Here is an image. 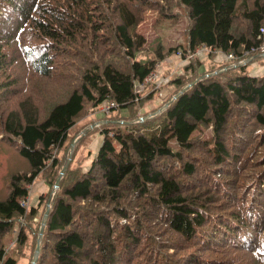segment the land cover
Here are the masks:
<instances>
[{"label": "trees", "instance_id": "16d2710c", "mask_svg": "<svg viewBox=\"0 0 264 264\" xmlns=\"http://www.w3.org/2000/svg\"><path fill=\"white\" fill-rule=\"evenodd\" d=\"M177 7L187 17L186 46L158 44L141 59L144 12L175 17ZM198 47L228 64L178 74L161 111L133 117L154 90L147 81L157 62ZM263 47L264 0H0V140L29 164L8 177L0 199V264H17L8 251L30 234L32 259L47 204L34 264H264V72L238 64ZM191 59L185 70L194 72ZM148 84L142 97L137 85ZM104 102L107 113L127 115L102 119L89 166L65 170L55 188L68 130ZM201 126L208 138L194 134ZM47 169L51 190L23 205Z\"/></svg>", "mask_w": 264, "mask_h": 264}, {"label": "rangeland", "instance_id": "374dc122", "mask_svg": "<svg viewBox=\"0 0 264 264\" xmlns=\"http://www.w3.org/2000/svg\"><path fill=\"white\" fill-rule=\"evenodd\" d=\"M174 10L177 12V16L175 17L161 16L154 10H146L144 12L142 20L136 27L138 33L142 34L146 39V49L144 50L141 59L151 56V50L158 44L161 45L163 51L171 46H181L182 48L186 46L185 29L187 26V17L184 14L182 7H177ZM219 53L220 52L218 51L215 52L206 48L198 47L194 53L187 54L185 57H182L180 52L165 55L163 60L157 62L153 74L150 76L149 81H147L150 85L153 84L154 90L150 93L148 99L141 102L142 104L137 112L132 113L133 117L144 116V118H146L150 117L151 114L158 109V111H161L164 103L178 90V87L170 82V80L178 74L194 78V76H200L203 72H210L214 69L222 70L224 65L228 64V62L227 59L222 60L220 58L221 56H218ZM192 57L197 58L196 60L200 62L199 63L195 60V63H198L197 65L194 64V68L195 66L199 68L194 72L192 70L186 71L185 66L189 64ZM216 57L219 59L217 60ZM249 58L238 63L245 64L247 74H258V72L261 74L264 72V47L261 49L260 54L253 58ZM199 64H201V66ZM262 65L263 68L261 69ZM150 85L148 84L146 87L143 85H137V89H139L142 97L146 96V94L148 95L151 91ZM107 107L108 105L106 102L100 104L96 108L87 106L83 116L68 130V140L65 143L66 147L58 154L59 158H61L60 165H64V162H66V150L69 146V142H72L74 139H76L74 143L76 144V148L73 151L71 160L68 162L69 166L66 171L74 170L76 173L77 171L86 170L89 166L97 146L102 141L103 135L100 129L102 126H106L105 122L103 123L102 121L103 118L119 120V118H121L120 116H125L128 113L124 108L107 113ZM134 108L137 107L134 106ZM155 116L157 117L154 119V122L161 121L162 117L158 116V114ZM123 122H125V120H121V123ZM151 122L153 123V121ZM85 128L87 129V133L77 137V135H79ZM194 134L201 138H208L211 135V130L210 128L201 126ZM71 139L73 140L70 141ZM170 144L175 148V143L173 141H171ZM60 165L56 167L57 172L61 169ZM28 166L29 164L27 160L19 155L18 151L14 148V145H9L6 141L0 140V199L5 198L9 192V189L7 188L8 177L13 173L26 170ZM45 173V175H38L28 186L29 193L27 195V202L29 206H34L37 203L38 196L51 190L50 184L47 183V178L52 172L50 169H47ZM58 174L59 173H57L56 176H58ZM41 213L42 207H39L36 214V220H34V226L38 224L37 220L39 222ZM14 239L15 234L12 233L11 236L8 237L6 249H9L14 245H12ZM33 239L34 237L30 234L26 245L17 249L18 251L13 250L12 252L9 250L8 252L11 253H8V255L13 256L17 260V264H29L34 245Z\"/></svg>", "mask_w": 264, "mask_h": 264}, {"label": "water", "instance_id": "95a60500", "mask_svg": "<svg viewBox=\"0 0 264 264\" xmlns=\"http://www.w3.org/2000/svg\"><path fill=\"white\" fill-rule=\"evenodd\" d=\"M224 69V68H223ZM220 71L219 70H215L213 71L212 73H207L206 75H211V74H215V73H218ZM199 79V78H196V80ZM194 82V81H193ZM193 82H190L188 84H186L181 90H179L172 98H176L180 93H182L183 91H185ZM169 102L166 103V105H168ZM76 139H74L71 143H70V152H69V155L67 157V161L65 162V164L61 167L60 171H59V174L55 180V183H54V187L56 188L59 184V180L61 178V176L64 174V171L66 170L67 166H68V162L69 160L71 159V155H72V151H73V147H74V143H75ZM48 208H49V205L47 204L46 205V208H45V211L43 213V216H42V220H41V224H40V228H39V231H38V234H37V238H36V244H35V248H34V252H33V256H32V259H31V263L30 264H34L36 262V259L38 257V253H39V250H40V242H41V238H42V230H43V226L45 224V221H46V218H47V214H48Z\"/></svg>", "mask_w": 264, "mask_h": 264}, {"label": "crops", "instance_id": "0c3cea01", "mask_svg": "<svg viewBox=\"0 0 264 264\" xmlns=\"http://www.w3.org/2000/svg\"><path fill=\"white\" fill-rule=\"evenodd\" d=\"M218 56L222 59V60H226L227 58H226V55H223L222 53H219L218 54ZM253 57H255V56H251V58H253ZM216 59L218 60L219 58L218 57H216ZM250 59V58H249ZM263 68V65L261 66V69ZM258 74H259V72H258Z\"/></svg>", "mask_w": 264, "mask_h": 264}, {"label": "built area", "instance_id": "2783aa9c", "mask_svg": "<svg viewBox=\"0 0 264 264\" xmlns=\"http://www.w3.org/2000/svg\"><path fill=\"white\" fill-rule=\"evenodd\" d=\"M152 74H153V73H152ZM152 74H151V75H152ZM151 75H150V76H151ZM150 76H149V77H150ZM107 108H108V107H107ZM21 202H22V204L25 205V206H27V204H28L26 199H24V200L21 201ZM10 244H11V243H10Z\"/></svg>", "mask_w": 264, "mask_h": 264}]
</instances>
